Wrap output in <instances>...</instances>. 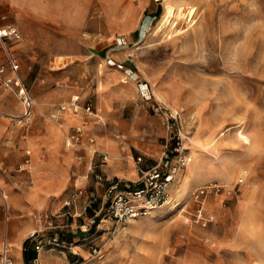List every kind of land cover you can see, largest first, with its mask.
<instances>
[{
  "label": "rangeland",
  "instance_id": "1",
  "mask_svg": "<svg viewBox=\"0 0 264 264\" xmlns=\"http://www.w3.org/2000/svg\"><path fill=\"white\" fill-rule=\"evenodd\" d=\"M0 14V25L13 24L19 32L7 43L19 76L32 97L51 100L43 107L33 99L27 137L41 136L47 126L58 134L48 148L27 138L29 171L18 170L25 166L23 127L12 117L20 113V101L0 81V202L7 222L26 230L27 241L43 244L41 251L75 242L84 264H264V0H0ZM128 34H136L137 42L116 48L117 38ZM104 39L134 59L133 72L149 82L153 98L180 111L190 160L171 184L170 204L119 223L100 220L90 229L88 210L92 202L104 204L101 196L64 204L85 184L80 175L87 153L65 145L77 117L61 112L55 121L50 114H58L62 102H89L104 126L117 124L111 113L124 104L121 124L132 128L134 140L162 134L157 117L130 116L131 104L144 100L122 63L99 52ZM48 107L49 113L43 111ZM86 127L94 137L92 124ZM87 179L89 191L93 175ZM183 180L185 192L178 190ZM207 183L234 193L208 195L197 221L188 193ZM67 207L80 215L64 214ZM92 244L101 249L95 258L89 257Z\"/></svg>",
  "mask_w": 264,
  "mask_h": 264
},
{
  "label": "built area",
  "instance_id": "2",
  "mask_svg": "<svg viewBox=\"0 0 264 264\" xmlns=\"http://www.w3.org/2000/svg\"><path fill=\"white\" fill-rule=\"evenodd\" d=\"M155 3H161L163 0H151ZM19 37V32L13 24L0 25V45L2 46L6 64L0 65V81L10 88L15 98L20 101L21 111L17 116H13L16 123L19 125H27L32 119L34 101L29 92V89L18 74V63L11 55L7 48L8 40H16ZM119 44L125 45V39L118 37ZM8 70L6 73L5 70ZM137 91L140 98L148 101L153 98L150 85L146 81H137ZM149 110L160 121L165 131V139L163 143L162 153L157 161L150 166H142V156L134 157L135 170L138 177L125 183L120 179L110 178L109 183L105 187L106 205L97 213L90 215L87 218L89 225H97L101 220H111L119 223L128 218L148 215L153 210L171 203L170 187L171 184L178 180L181 171L186 167L190 160V156L184 146L183 140L185 135L181 132L180 127V111L171 108L161 101H153L148 105ZM58 110L71 115L79 114L82 121L79 124H74L70 127L65 135V145L68 147H83L90 152V160L88 168L91 170L95 164L103 165L107 162V153L99 151L94 146V137L91 134L85 133V117L92 116V121L97 122L98 117L92 109L89 102H79L71 100L58 104ZM28 154V151H26ZM97 156V162L94 157ZM29 158L24 159V164H28ZM95 180L99 183L104 182L105 178L101 174L95 175ZM239 178L237 182H241ZM236 182V183H237ZM83 193L82 189L78 188L75 193L65 200L64 204L69 205L78 196ZM234 193L233 187L225 188V186L216 183H207L192 189L188 195L195 203V216L198 221L204 212V203L208 195H224ZM94 200L90 198L89 202ZM93 235L90 233L89 237ZM84 239V238H83ZM90 241V240H89ZM34 249L39 252L43 244L34 242ZM64 248L65 244L55 242ZM101 249L94 244L89 248L90 258H95L100 255ZM89 258V259H90ZM0 264H12V259L8 254L6 245H2L0 250ZM76 264H84L77 262Z\"/></svg>",
  "mask_w": 264,
  "mask_h": 264
},
{
  "label": "crops",
  "instance_id": "3",
  "mask_svg": "<svg viewBox=\"0 0 264 264\" xmlns=\"http://www.w3.org/2000/svg\"><path fill=\"white\" fill-rule=\"evenodd\" d=\"M151 1V0H150ZM153 4H158L155 3L153 1H151ZM5 17L4 14H0V18ZM123 38L126 40V43L130 44L131 43H136L137 41H135L134 39L136 38V34H128L127 36H123ZM129 40H128V39ZM101 48H99V52H102L104 54L105 58H108V60H116L119 61L120 63H122L123 68H124V72H125V76L129 79V84L130 86H132V89H135V93L136 96H138V91H137V81H146V80H140L137 79V75L133 72V70L135 69V63H134V59L132 57L130 58H125L122 55V51L120 52L119 50H115V47L118 48H122L125 45H117L115 44V47H110L111 43L108 42V40H102V42H100ZM136 77V78H135ZM135 80L134 86L132 84V81ZM128 81V80H126ZM148 84L149 82L146 81ZM150 85V84H149ZM135 87V88H134ZM151 88V86H150ZM152 90V89H151ZM36 99L37 102H41L43 107H46L48 105L51 104V100L48 98H44V97H40L38 95H35L33 97V99ZM153 100L156 99V101H158V99L156 98V96H154V98H152ZM152 100V101H153ZM148 101H144L143 104H139L138 102H136L135 104H131V106L129 107V114L130 116L133 118L138 117V116H147V115H151L153 117L156 118V116L154 114L151 113V111L149 110L148 105L152 103ZM40 105V104H39ZM35 106V105H34ZM103 106L102 104H99V109L100 107ZM20 107V104H19ZM58 107V106H57ZM112 108V107H109ZM125 106L124 104H122V106L120 108H116L118 112H114L111 113L112 116H117L118 117V121L117 124H104V126H99L101 122L100 121V117L98 116L97 112L95 113V115L98 117L97 122L92 121L91 117L92 116H87V118L85 117V124H84V128H87V124L88 122L92 124L93 127L92 128V132L94 135V146L101 152H105L108 154V156L110 158H108L107 162L103 165H98L95 164L93 166V168L90 170L88 168V164H89V160H90V152L86 149L83 148L85 153H87V157H86V173L83 175H80L81 177H85V184H83V186H79L77 188L74 189L73 193H75V191L80 188L82 189L83 193L78 196L76 199H78V203L80 201H82L85 198H90L93 197L95 200L96 196H101L103 199L104 204L101 206H98L96 204L93 203V207H91V210H88L90 212V214L87 216L89 217L92 214H95L97 212H99L105 205H106V197L105 195V187L106 185L109 183V179L110 178H114V179H121L125 183L136 179L139 175L137 173V171L135 170V163H134V157L140 155L142 156V166L143 167H147L150 166L151 164L155 163L157 161V159L160 157L161 153H162V147H163V143H164V139H165V131L164 128L162 127V125H160V134H161V138L159 137L158 140V136L157 138H152L151 141H138V140H134V138H132V128H129L127 126H123L122 123V112L123 109L125 110ZM58 110V109H57ZM20 111H21V107H20ZM43 111L49 113L50 109L45 108ZM58 114H50L51 116H55L54 119L52 120H61L60 115L61 111H56ZM60 112V113H59ZM108 114H110V111L105 112L104 117L107 116ZM71 115V114H70ZM60 116V117H59ZM71 116H75L77 117V122L73 123L74 124H79L80 121H82V117L77 114V115H71ZM110 116V115H108ZM34 117V107H33V113H32V120ZM59 117V118H58ZM115 118V117H114ZM158 119V118H157ZM31 120V121H32ZM31 121L27 124V125H19L17 123V125H19V127H23L22 131H21V138L23 141L22 144V149H23V158H22V164L25 165L24 167L18 166V170H25V171H29V167L28 165L30 164L31 161V151L29 149V145L27 144V138H29L28 143H30L32 146L34 147H42V148H48L50 147V145L53 143L52 141H58V134L56 132H54V128L52 126H47L45 132L42 133L41 136H35V135H31L29 137L28 136V130L31 124ZM159 121V120H158ZM57 124V123H56ZM58 125L61 127V124L58 123ZM69 126L70 127L72 126ZM68 129V131H69ZM34 131V128H33ZM67 131V132H68ZM89 132V131H88ZM90 134V133H88ZM159 134V135H160ZM126 138V139H123ZM163 137V138H162ZM133 141H135V143H133ZM68 147V146H67ZM73 148V147H70ZM28 151V154L27 152ZM28 157L29 158V162L28 164H24V159ZM94 160L97 162V156L94 157ZM109 160H113L111 164H109ZM114 163V164H113ZM88 173L93 175L94 178V182L92 181V185H91V189L89 191L86 190L85 185L88 182ZM96 174H101L103 175V177L105 178L104 182L99 183L95 180V175ZM38 176L36 174H34V180H38L37 178ZM81 181L82 178H81ZM36 186V185H35ZM7 190V189H6ZM72 194V193H71ZM70 194V196H71ZM69 196V197H70ZM75 199V200H76ZM74 200V201H75ZM73 201V202H74ZM65 202V201H64ZM84 205H89V202L87 204L84 203ZM66 210H64V214H69V215H73L75 216H79L81 212H76L73 211L72 209H70V207L65 208ZM83 209L85 210V206H83ZM67 225V224H65ZM69 227H71V224H68ZM94 225H92L90 227V229H94L93 228ZM26 230H24V232H22L21 230L17 231V228L15 229V225H14V221L11 222H7V216H5V214H3L2 211V207H1V202H0V250L2 248V245H6L7 249H8V254L12 259V264H27L26 262H24L23 259V255H22V250H23V246L24 241L26 240V236H24ZM26 235V234H25ZM86 239V238H84ZM83 238L78 239L80 243H82V241H84ZM34 242L32 243L31 240L27 242V244L25 245V251L27 252H35V257L29 261L28 264H76L77 262H80L82 259V257L79 256L78 252L75 250V248L78 247L79 244H76L75 242H71L70 240L65 244L64 248L61 249H57L55 250L54 248H47L44 251L40 250L39 252H36L34 249ZM67 244H69V246H67Z\"/></svg>",
  "mask_w": 264,
  "mask_h": 264
},
{
  "label": "bare ground",
  "instance_id": "4",
  "mask_svg": "<svg viewBox=\"0 0 264 264\" xmlns=\"http://www.w3.org/2000/svg\"><path fill=\"white\" fill-rule=\"evenodd\" d=\"M191 19H192V15L191 16H189ZM193 20V19H192ZM191 20V21H192ZM158 96V95H157ZM172 108V107H171ZM174 109V108H173ZM200 127V128H199ZM198 127V129L195 131V133H194V139H195V141H198L199 140V137H200V129H201V126H199ZM206 141V140H205ZM200 143H202V142H200ZM209 146V150L210 151H212L213 153H214V146H213V144H210V145H208ZM188 165H186V167H187ZM187 187V181L186 180H183V182H182V184H181V186L179 187V189L178 190H181V191H183V192H185V191H187L186 188ZM174 199V198H173Z\"/></svg>",
  "mask_w": 264,
  "mask_h": 264
},
{
  "label": "trees",
  "instance_id": "5",
  "mask_svg": "<svg viewBox=\"0 0 264 264\" xmlns=\"http://www.w3.org/2000/svg\"><path fill=\"white\" fill-rule=\"evenodd\" d=\"M27 240L24 241V244H27ZM25 245L23 246V250H22V255H23V259L24 262H26L27 264L29 263L30 260H32L35 257V252H27L25 251Z\"/></svg>",
  "mask_w": 264,
  "mask_h": 264
}]
</instances>
